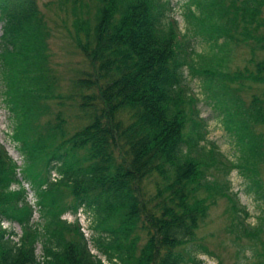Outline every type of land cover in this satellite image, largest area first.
<instances>
[{
	"label": "trees",
	"instance_id": "trees-1",
	"mask_svg": "<svg viewBox=\"0 0 264 264\" xmlns=\"http://www.w3.org/2000/svg\"><path fill=\"white\" fill-rule=\"evenodd\" d=\"M209 1L200 3L198 17L188 11L194 27L206 24L214 43L255 44L252 52L264 53V0ZM106 2L115 7L95 25L83 16L77 21L85 37L78 38L77 49L89 71L73 78L66 91L39 30L36 0H0L2 91L25 159L23 179L37 183L43 219L33 221L37 208L24 188L10 191L23 181L0 144V264H103L91 254L78 224L62 219L81 207L109 236L97 238L96 246L110 264H203L196 256L187 261L180 249L195 240L216 194L232 199L203 164L210 155L221 156L203 144L201 122L193 121L187 131L188 106L195 101L183 73L189 43L179 44L178 23L167 19L170 1ZM250 64L254 69L246 66L234 80L264 83V59L252 54ZM234 94L223 92L218 102L230 105L226 113L244 149L243 169L261 187L264 135L254 128L264 126V105L254 98L247 110ZM3 222L22 228L18 241ZM75 233L77 238L69 239Z\"/></svg>",
	"mask_w": 264,
	"mask_h": 264
},
{
	"label": "rangeland",
	"instance_id": "rangeland-1",
	"mask_svg": "<svg viewBox=\"0 0 264 264\" xmlns=\"http://www.w3.org/2000/svg\"><path fill=\"white\" fill-rule=\"evenodd\" d=\"M78 1L36 0L38 17L41 20L39 30L42 33V39L47 44L50 63L55 68L54 72L58 74L66 91L72 90L70 85L73 78L85 77L86 72L89 71L84 56L77 49L78 38H85L84 33L77 30V21L80 16H83L90 26L95 25L105 10L115 7L114 3L106 2L107 0ZM167 1H170L173 9L171 17L167 19H173L178 23L176 35L180 38L179 44L184 47L189 43L187 52L186 49L185 51L183 49V56L187 61L183 73L188 93L195 101L194 105L188 106V113L193 119L189 118L187 131L192 130L193 121L201 122L202 131L206 137L203 144L221 156L219 159L212 155L205 157L203 164L208 168L210 180L218 181L232 198L215 195L208 216L198 229L195 240L183 246L180 252L187 261L189 256H196L203 264H257L260 259L264 260V155L258 162V179L261 183V187H259L258 184H253L247 178L243 169L244 149L238 143L233 125L229 121V114L226 113L230 105L227 107V102H225V108H223V104L218 102V98L219 101L223 100L224 97L221 96L223 92L235 93L234 95L237 96L235 97L247 110L254 98H259V101L264 105V83L246 80L243 84H239L234 80L246 66L251 70L254 69L250 64L252 54L253 56L255 54V58L262 60L264 53L258 48L253 53L251 49L257 47L254 46L255 44L236 45L224 42V39L219 43L215 42L218 43L215 44L209 40V29L206 28V24L194 27L193 24L196 21L188 17L190 16L188 11L198 17L200 3L204 4L209 0ZM191 15L193 16L192 13ZM2 34L3 28L0 24V38ZM220 46L224 49H221ZM190 65H193L194 70ZM211 75L214 76V80L211 79ZM2 90L3 81L0 75V144L13 159L19 181H23V187L21 183H15L10 191L20 192L24 188L27 200L37 208L39 187L37 183L23 179L25 159L19 142L16 141V123L8 112L7 97ZM192 107L193 114L190 110ZM254 132L256 135H264V126H255ZM222 161L228 167H225ZM216 167L221 170H216ZM70 200L71 198L67 199V203ZM234 204L241 209H238L237 213L233 207ZM38 208L34 212L33 221L40 224L43 219L40 218ZM84 209L88 213L87 215L94 219V228L93 230L91 228V233L95 243L97 238L107 237L106 233L101 234L95 228L93 213L85 207ZM63 217L71 218L73 214L67 213ZM2 227L8 229L9 233L15 231L17 237L12 236V238L15 241L19 240L22 234V228L19 225L3 222ZM244 227L252 230L253 233L246 234ZM257 231H259L258 234ZM253 234H257V236ZM75 235L76 233L70 235L69 239H76ZM145 241V236H143L140 247L144 245ZM92 247L94 248L92 249L93 253H98L104 257L105 261H108L106 255L98 252L99 249L96 245L94 247L92 244ZM204 250L206 252H203ZM37 255L42 257L41 243L37 246Z\"/></svg>",
	"mask_w": 264,
	"mask_h": 264
},
{
	"label": "built area",
	"instance_id": "built-area-1",
	"mask_svg": "<svg viewBox=\"0 0 264 264\" xmlns=\"http://www.w3.org/2000/svg\"><path fill=\"white\" fill-rule=\"evenodd\" d=\"M57 177L58 176L56 174L52 175L53 180H56ZM87 214L88 213H86V210L82 207V208L78 209V211L76 212V214L73 217H71V218L65 217L64 219L68 220L69 222H77L79 224L81 233L83 234L85 240L87 241L88 248H89L91 254L96 256L98 259H100L103 264H110L108 261H105L104 257L99 255L98 253L97 254L93 253V251H92V249H94L92 247V244L94 245V247L96 245L95 240H94V236L91 233V228H92V230L94 228V219H92L90 217V215H87Z\"/></svg>",
	"mask_w": 264,
	"mask_h": 264
}]
</instances>
